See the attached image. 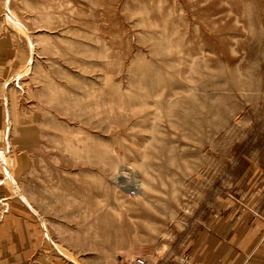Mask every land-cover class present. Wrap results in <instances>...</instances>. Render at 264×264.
<instances>
[{"label":"rangeland","instance_id":"rangeland-1","mask_svg":"<svg viewBox=\"0 0 264 264\" xmlns=\"http://www.w3.org/2000/svg\"><path fill=\"white\" fill-rule=\"evenodd\" d=\"M7 4L0 264H264V0Z\"/></svg>","mask_w":264,"mask_h":264},{"label":"bare ground","instance_id":"bare-ground-1","mask_svg":"<svg viewBox=\"0 0 264 264\" xmlns=\"http://www.w3.org/2000/svg\"><path fill=\"white\" fill-rule=\"evenodd\" d=\"M8 7V4H7V0H6V8ZM7 21L13 25H15L18 29L22 30V28L17 24L16 20L14 19V17L10 14L8 8H7V17H6ZM24 31V30H23ZM25 68V67H24ZM27 68V67H26ZM25 68V69H26ZM21 73V72H20ZM19 73V74H20ZM24 73V72H22ZM18 75V74H17ZM19 76V75H18ZM17 76V77H18ZM4 155V154H3ZM5 158V155L4 156H0V168H2V175L5 179H9L10 183H11V187H13L12 189H15L16 187V183L14 181V179L11 177L10 173L7 171V168H6V161L4 160ZM14 192H16L14 190ZM18 192V191H17ZM21 196V195H20ZM28 203V201H27Z\"/></svg>","mask_w":264,"mask_h":264},{"label":"built area","instance_id":"built-area-1","mask_svg":"<svg viewBox=\"0 0 264 264\" xmlns=\"http://www.w3.org/2000/svg\"><path fill=\"white\" fill-rule=\"evenodd\" d=\"M128 264H148V261L144 257L139 256L134 258Z\"/></svg>","mask_w":264,"mask_h":264},{"label":"crops","instance_id":"crops-1","mask_svg":"<svg viewBox=\"0 0 264 264\" xmlns=\"http://www.w3.org/2000/svg\"><path fill=\"white\" fill-rule=\"evenodd\" d=\"M0 55H1V51H0ZM0 131H1V129H0ZM0 184H2V181L0 180Z\"/></svg>","mask_w":264,"mask_h":264}]
</instances>
